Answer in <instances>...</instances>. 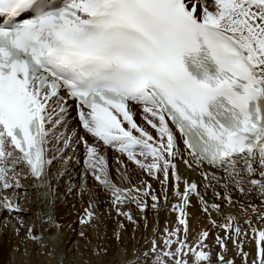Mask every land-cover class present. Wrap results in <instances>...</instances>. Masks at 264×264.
I'll use <instances>...</instances> for the list:
<instances>
[{
    "label": "snow or ice",
    "instance_id": "6c2138e0",
    "mask_svg": "<svg viewBox=\"0 0 264 264\" xmlns=\"http://www.w3.org/2000/svg\"><path fill=\"white\" fill-rule=\"evenodd\" d=\"M73 105L84 135L68 130ZM177 133L184 164L199 169L207 187L223 182L264 199V0H0V191L18 188L22 175L50 190L56 157L49 154L63 158L82 144L87 171L129 222L136 223L127 204L146 212L150 200L156 211L161 200L169 205V193L175 198L174 225L166 222L160 239L157 229L149 241L153 264H213L209 229L189 243L193 195L222 233L214 264H235L229 241L244 264H264V209L252 206L259 223L246 219L243 229L231 213L214 219L221 205H209L178 171ZM101 144L158 181L160 191L147 180L115 183ZM214 194L233 204L229 192ZM0 207L21 211L18 198L0 196ZM93 216L90 204L80 222ZM47 222L57 226L51 213ZM246 240L255 244L250 262Z\"/></svg>",
    "mask_w": 264,
    "mask_h": 264
},
{
    "label": "bare ground",
    "instance_id": "6f19581e",
    "mask_svg": "<svg viewBox=\"0 0 264 264\" xmlns=\"http://www.w3.org/2000/svg\"><path fill=\"white\" fill-rule=\"evenodd\" d=\"M136 119L137 121H139L140 116L137 115ZM73 129L78 130L80 135H84L83 130L78 128V122L75 121L74 115H71L70 113V118L68 121V130L69 132H71V130ZM88 138L90 139V142H92L91 137L89 136ZM177 141H178V147L181 151V156L177 157L175 162L177 166H181V168L182 166H184L186 168L185 169L186 171L184 172L182 178L187 179L189 181H195L198 184L200 195L204 198V200H206L209 203V205L211 203H217L221 205V212L220 213L213 212L212 217L218 221V220H222L224 216L231 213L237 218L242 229L245 228L244 222L246 219H251L254 225L258 224L259 222L255 219V213L251 211L252 206H245L244 203H241L242 196L239 191H236V193L233 192L234 188L232 187L226 189L223 182L217 184L215 181H213V186L207 187L206 186L207 181L201 175V171L195 167L188 168L184 164L183 162L184 145L182 139H180L179 133H177ZM49 155L56 157V159L59 157L57 152L55 153L52 152ZM56 159L54 160V162L56 161ZM51 167H53V164L51 165ZM203 168L207 172H216L217 180H219V178L223 176V173L221 171L213 169L207 165H204ZM50 169L48 176L51 185L50 190L46 188L38 187L37 186L38 181L34 180V178H32L30 175L28 176L22 175L20 178V186L18 188H13L12 190H10V192L3 193V195H0L11 198L13 203H15L18 198L19 207L21 209L19 213H10L4 210L2 207H0V264H125L126 261H131V264H137V259L139 264H153L151 255H147L146 257V254L149 253V250L151 248L149 241L154 235V230L158 229V231L155 232V235L159 240L160 234L163 232V229L165 228V223L167 222L168 226H172L175 223V214L171 211L170 208L171 203L175 202V198L171 196V193H169V201H171L170 205L168 206L169 208L164 210L166 206L164 209L162 208L164 207L163 205H161L162 201L159 207L161 214V215L159 214V216H162V218L164 217L166 219L168 218L167 220L170 219L169 221L166 220V222L163 223L162 222L163 219L160 217L159 219H157L158 218L157 217L151 228L147 229L144 233H140V234L137 233L132 237L131 236L128 237L129 239L126 237L127 241L126 239H124L126 243L125 242L123 244L116 243L115 245L111 244L112 250L105 252L104 249L107 250L106 246L104 247V245L101 244H96V246L88 245L85 243V241L80 240L78 236L74 234L72 231L66 230L67 228L64 227L63 224H61V222L66 217V215L74 214L76 209L82 208V210H84V206L80 207L77 204L73 205V207H70V209H68V214L66 215L65 213H61L60 209L56 208L57 203L60 202L58 200L62 196L61 194L62 192L55 191L54 193H52L51 188L53 184L57 185L59 182L58 180L52 181V179L54 178L53 177L54 169L52 171H50ZM183 169L184 168H182V170ZM11 174L12 173H9V175ZM69 174L70 177L66 182L67 187L71 186L70 183L71 180H73L74 182L78 178V171L76 170V168L73 171L71 170ZM134 177L143 179L145 175L137 168L136 172H134ZM146 177L144 179H147ZM148 181L151 183V180ZM56 185L54 186V189L56 188ZM30 187L34 189V193H35L34 196L37 198L36 199L37 202L34 201L33 203V196L28 195L29 193L27 192V189ZM153 188L155 187L153 186ZM181 191H183V184H181ZM226 191L231 194L233 201L232 205H229L227 201L223 199H218L214 194L215 192H219L223 195L226 193ZM45 192H49V195L47 196L43 195V193ZM74 196L72 198H74ZM42 197H44V204L40 205V199ZM73 200L75 201V199ZM196 206H198L199 208ZM203 207H204V203L200 199H198L195 195H193L191 197V205L188 208V213H189L188 219L190 225L189 243H194L196 234L200 232V230L198 232L196 231L195 224H200L201 227H205L206 229H209L210 230L209 237H212L213 239L212 241H207V245H208V250L213 254L212 259L214 264L216 259V253L220 251V249L217 248L216 246L215 237L218 233L220 234L222 233L219 230V228H213L210 225L208 215L204 211H202ZM107 210H104L103 214L108 213ZM257 210L259 211L261 210V208H257ZM109 212H111V210ZM49 213H51V215L53 216L54 221L57 225L56 227H52V225L49 222H47V214ZM4 215L6 216V219L8 218L7 221L4 218H2ZM78 215L80 214L78 213ZM109 215L110 214L108 213L107 216H103L105 217V222L107 223V225L110 223V220L107 221ZM115 218L117 219L116 216ZM116 219L114 220L116 221ZM20 221H23L24 224V226L21 227V231L22 233L26 234V237H24V235L22 234L20 240L21 241L25 240V243L23 244V246L19 245L13 249H12L13 246L12 244L11 249H9L7 252L5 251L6 254H3L4 247H7L9 244L8 242L10 241H9V235L2 234L1 232L3 231L8 233L10 223L13 222L16 223ZM29 227L33 228V232L38 237V240L33 241L31 239L27 231ZM249 237H251V233H249ZM48 242H52V244L56 245L58 249L57 258L50 252L49 246L47 245ZM86 249H88L87 255L82 253V251ZM228 249L229 251L227 255L230 259H234L235 264H244V261L238 254L237 249L233 246L231 241L228 242ZM244 251L250 254L248 258L250 262L255 256V244L253 242H250V240H246L244 242ZM134 257L137 259H134Z\"/></svg>",
    "mask_w": 264,
    "mask_h": 264
},
{
    "label": "rangeland",
    "instance_id": "374dc122",
    "mask_svg": "<svg viewBox=\"0 0 264 264\" xmlns=\"http://www.w3.org/2000/svg\"><path fill=\"white\" fill-rule=\"evenodd\" d=\"M71 115H73V114H71ZM73 121H74V119H73ZM91 140H92V138H91ZM92 142L95 143V141H93V140H92ZM100 152L105 156V158L108 162L110 175H111L113 181L115 183H117L118 185L125 186V187L129 186L130 184L140 185V183L144 180H147V181L151 180V183L153 184L152 186L157 188L156 189L157 191H160V186H159L160 184L158 181L153 180L150 177H146V175H145V177L147 179H144L145 177L143 179L135 178L134 172H136L137 167L133 163L128 161L127 158L125 156H122L119 152H116L114 149H112L110 147H105L102 144L100 145ZM54 153H55V151H54ZM118 158L123 160L124 164L127 165V169H124L123 167H121V165H119L117 163ZM177 167L179 169L178 171H179L180 175L183 176L184 172L186 171L185 170L186 168L184 166H182V168H184L182 170L181 166H177ZM75 168L78 171V178L74 182H73V180H71V182H70L71 186L67 187L66 182L68 181V178L70 177L69 173L71 172V170L73 171ZM118 168L120 169L119 172L117 171ZM180 169H181V171H180ZM52 170H53V177H54L52 179V181L58 180V182H59L57 185L53 184V186L51 188L52 193H54L55 191L62 192L61 193L62 196L58 200L60 202L57 203L56 208L60 209V212L65 213V215H66V214H68V209H70V207H73V205L77 204L80 207L84 206V210H82V208L76 209L74 214H68L69 216L66 215V217L61 222V224H63V226L67 228L66 230L72 231L74 234H76L78 236V238L80 240L85 241V243L88 245H93V246H96V244L104 245V247L106 246V248H107V250L104 249V251L107 252L109 250H112V245H115L116 243L117 244H123L125 242L124 239H126V237L127 238L130 236L132 237L133 235H135L137 233L138 234L144 233L147 229L151 228V226L153 225V223L155 222L157 217H158L157 219H159V217L162 218V216H159L160 209L154 211L151 208V206H150L151 201L150 200H149V207L146 210V212H141L136 207V205L132 204V203H129L125 206L124 210L125 211H131L136 223L129 222L125 217L117 215L115 210L111 207L112 205H111V200H110L109 194L104 191L102 186L94 179V177L90 174V172L87 171V166L85 164V150H84L82 144H75L74 143L73 147L70 148L63 155V158L58 157L56 159V161L53 163V167H51L50 171H52ZM55 185H56V188L54 189ZM64 187H65V189H64ZM7 192H10V191H0V195H3V193H7ZM27 192L29 193L28 195L33 196V203H34V201L37 202V200H36L37 198L34 196V194H35L34 189L30 187L27 189ZM233 192L236 193V190L233 189ZM73 196H74V198H72ZM241 196H242L241 203H244L245 206H254L255 208L257 207V208L264 209V199L261 198L259 191L248 189V191L245 194H241ZM73 199H75V201ZM161 201L163 203L162 204L160 202L161 205L164 206L163 200H161ZM236 201H238V200H236ZM108 203H110V204H108ZM170 203H171V201H169V205H170ZM42 204H44V197H42L40 199V205H42ZM90 204L93 206V209H92L94 211L93 219L89 223L82 224L80 222L81 218L84 217L85 209L89 208ZM106 206H109L110 208L106 207ZM168 206L166 208H165V206L162 208L163 209L165 208L164 210H166L167 208H169ZM196 207H198V206H196ZM238 208H240V207H238ZM104 210H107V212L110 214L108 216L109 218L107 220V221L110 220V223L108 225L105 222V217H103V216H107L108 213L103 214ZM110 210H111V212H109ZM78 213L80 215H78ZM214 213H216V212H214ZM242 214H244V213H242ZM115 216L117 217V219L115 218ZM145 217H146V219H145ZM2 218H4L6 221L8 220V218L6 219L5 215ZM114 219H116V221ZM162 219H161L162 222L165 223L168 218L166 219L163 217ZM161 220H160V222H161ZM169 220H167V221H169ZM219 221H222V220H218V222ZM121 225H123V227H121ZM18 226H19V222L10 223L8 233L3 232V231L1 232L2 234H8L9 235V241H10V242H8L9 244L7 243L8 246L4 247L3 254H6V252L9 249H11L12 244H13V246H12V249H13L19 245L23 246V244L25 243V240L21 241L20 239H21L22 234L24 235V237H26V234L22 233L21 227H19V230H17ZM195 229L198 232L199 230L201 231L202 229L204 230L206 228L201 227L200 224H195ZM13 233H14V235H13ZM212 239H213L212 237H209L207 241H212ZM121 241H122V243H121ZM126 241H127V239H126ZM47 245L49 246L50 252L57 258L58 249H57L56 245L52 244V242H48ZM9 246H10V248H9ZM87 250L88 249L83 250L82 253L87 255L88 254Z\"/></svg>",
    "mask_w": 264,
    "mask_h": 264
}]
</instances>
